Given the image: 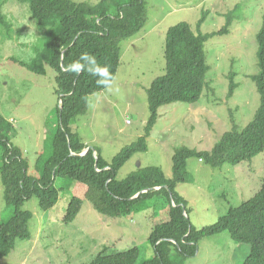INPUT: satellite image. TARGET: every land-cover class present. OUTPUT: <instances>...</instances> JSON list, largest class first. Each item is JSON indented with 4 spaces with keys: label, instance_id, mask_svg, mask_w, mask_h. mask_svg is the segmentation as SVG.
Here are the masks:
<instances>
[{
    "label": "rangeland",
    "instance_id": "374dc122",
    "mask_svg": "<svg viewBox=\"0 0 264 264\" xmlns=\"http://www.w3.org/2000/svg\"><path fill=\"white\" fill-rule=\"evenodd\" d=\"M72 1L89 5L99 2ZM145 5L147 21L141 32L121 44L114 90L90 96L86 114L72 125L88 148L98 150L108 163L144 136L149 117L146 91L165 74L167 30L186 23L196 33L198 22L204 18L200 32H217L226 24L223 14L235 6L240 9L234 12L228 35L215 36L205 44L208 83L199 102L161 107L147 137L146 152L134 155L118 170V181L145 168H158L171 179L175 150L187 147L210 151L225 133L244 129L259 106L251 77L259 71L256 34L262 23L264 0H145ZM0 13L11 23L8 31L0 25V115L13 126L8 139L26 160L28 176L38 177L39 160L50 155L58 128L59 102L54 72L46 68L45 76H37L22 65L32 63L35 52L44 48L53 30L38 29L28 6L17 0H0ZM229 73L234 75L232 93ZM186 171L189 182L177 185L176 192L186 202L192 227L199 230L214 225L230 208L255 196L264 178V153L251 162L215 169L191 158ZM55 187L60 189V196L52 210L40 211L35 198L24 204L22 210L32 214L30 239L16 241L12 253L0 264H88L107 247L114 252L137 248L135 264L154 257L148 238L154 226L167 221L164 206L155 203L158 199L145 202L144 211L119 219L99 215L84 200L75 221L65 225L62 217L67 203L81 197L84 188L71 180H56ZM13 213L3 200L0 181V224L7 223ZM248 254V246L235 244L225 232L200 241L196 254L183 264H243ZM175 256L173 252L176 262L179 257Z\"/></svg>",
    "mask_w": 264,
    "mask_h": 264
},
{
    "label": "trees",
    "instance_id": "16d2710c",
    "mask_svg": "<svg viewBox=\"0 0 264 264\" xmlns=\"http://www.w3.org/2000/svg\"><path fill=\"white\" fill-rule=\"evenodd\" d=\"M17 2L28 6L38 29L53 30L44 48L35 52L32 63L22 66L37 76H45L46 68L54 72L59 102L58 128L52 138L50 155L39 160L38 177H31L27 174L26 160L9 142L13 126L0 115V181L3 200L14 209L12 218L0 224V262L12 253L16 241L30 239L28 224L32 214L22 210L24 204L35 198L40 211L52 210L60 196V189L55 187L56 180H71L84 191L81 197H73L67 203L62 217L65 225L75 221L84 200L89 201L99 215L111 219L132 217L144 211L145 202L153 198L158 199L156 204L164 206L167 221L154 226L148 238L154 257L143 264H183L185 259L196 254L200 241L225 232L235 244L249 247L243 264H264V178L252 199L230 208L214 225L199 230L192 227L186 202L176 192L177 185L189 182L186 166L191 158L215 169L251 162L264 153V14L256 34L259 71L251 77L259 95L253 120L241 131L234 129L225 133L210 151L179 147L171 159V179H167L158 168H145L118 181V170L134 155L146 152L147 137L156 124L161 107L199 102L208 83L205 44L215 36L228 35L236 17L234 12L240 7L235 6L233 11L223 14L226 24L217 32H200L204 18L198 22L196 33L186 23L167 30L165 74L156 78L146 91L149 117L144 136L124 147L108 163L96 149L89 148L86 155L80 156L88 146L72 126L77 118L86 114L89 97L106 89L97 83L99 77L87 71L76 75L66 68L87 52L96 57L101 67L107 66L116 78L121 44L136 37L147 21L145 0H99L95 5L72 0ZM0 25L7 31L11 28L10 21L1 13ZM233 76L229 73V93L234 89ZM154 188L159 189L155 191ZM141 192L145 193L137 196ZM110 250L104 248L88 264H135L139 257V250L135 247L122 252L111 250L110 253ZM173 252H176L175 258L179 257L177 263L172 259Z\"/></svg>",
    "mask_w": 264,
    "mask_h": 264
},
{
    "label": "clouds",
    "instance_id": "9594fccd",
    "mask_svg": "<svg viewBox=\"0 0 264 264\" xmlns=\"http://www.w3.org/2000/svg\"><path fill=\"white\" fill-rule=\"evenodd\" d=\"M66 70L76 75H78L81 71H87L90 75L99 77V79L97 80V83L99 85L103 86L109 92L114 90L115 78L109 72L108 67L107 66L101 67L100 64L97 62L96 57L90 55L87 52L82 53L78 60H75L71 64H69Z\"/></svg>",
    "mask_w": 264,
    "mask_h": 264
},
{
    "label": "water",
    "instance_id": "95a60500",
    "mask_svg": "<svg viewBox=\"0 0 264 264\" xmlns=\"http://www.w3.org/2000/svg\"><path fill=\"white\" fill-rule=\"evenodd\" d=\"M90 149L89 148H87L80 156H84V155H86L87 153H88V151H89ZM137 167H139V163L137 164ZM153 190H157V189H153ZM142 193H145V192H141L140 194H142ZM183 212H184V209H183Z\"/></svg>",
    "mask_w": 264,
    "mask_h": 264
},
{
    "label": "crops",
    "instance_id": "0c3cea01",
    "mask_svg": "<svg viewBox=\"0 0 264 264\" xmlns=\"http://www.w3.org/2000/svg\"><path fill=\"white\" fill-rule=\"evenodd\" d=\"M160 23H161V22H158V23H157V25H159ZM153 31H154V30H153V29H151V31H150V32H153Z\"/></svg>",
    "mask_w": 264,
    "mask_h": 264
}]
</instances>
